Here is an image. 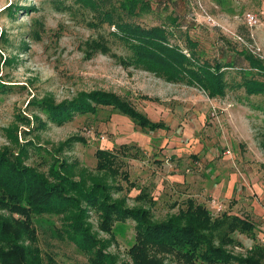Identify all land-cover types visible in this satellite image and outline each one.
I'll return each instance as SVG.
<instances>
[{"label":"rangeland","instance_id":"obj_1","mask_svg":"<svg viewBox=\"0 0 264 264\" xmlns=\"http://www.w3.org/2000/svg\"><path fill=\"white\" fill-rule=\"evenodd\" d=\"M173 1L187 19L264 57V0ZM248 12L259 21L250 24ZM111 30L91 7L72 0H0V87H5L0 91V151L20 153L25 163L49 176L52 166L67 167L87 184L100 179L114 185V198L127 206L149 208L153 220L186 208L190 194L195 196L193 189L180 188L174 179L181 167L178 159L187 154H204L218 145L230 159L227 172H238L244 186H264V95L238 85L240 75L235 71L228 73L233 80L226 94L210 97L197 85L127 64L124 57L130 49ZM96 89L118 93L169 126L144 128L111 106L57 124L31 103L34 98L59 102ZM98 147L116 150L114 167L97 166ZM125 172L130 173L129 180ZM253 195L258 196L255 191ZM214 197L206 196L209 202ZM216 198L223 206L217 210L210 202L215 216L224 208L223 200ZM233 204L227 206L230 213L254 215ZM61 218L55 213L34 218L45 262L90 264L87 252L59 235ZM88 221L95 234L109 242L107 250L118 262L132 260L129 249L136 240L132 218L115 221L110 232L100 227L97 210L89 211ZM261 231L260 226L236 230L231 233L234 241L225 245L245 255L262 242ZM163 256L167 264H185L173 254Z\"/></svg>","mask_w":264,"mask_h":264},{"label":"trees","instance_id":"obj_2","mask_svg":"<svg viewBox=\"0 0 264 264\" xmlns=\"http://www.w3.org/2000/svg\"><path fill=\"white\" fill-rule=\"evenodd\" d=\"M72 1L91 7L100 22L112 26L111 32L130 49L124 57L127 64L152 70L170 81L197 85L210 97L226 94L233 80L228 73L235 71L240 75L238 85L248 93L264 95V57L222 32L187 19L173 0ZM2 90L5 87H0ZM31 103L57 124L111 106L144 128L169 126L112 91H85L59 102L34 98ZM96 155L100 168L114 167L118 158L116 150L109 147H98ZM51 175L25 163L20 153L0 151V208L5 210H0V264H47L37 244L34 223L36 215L45 213L61 214L59 235L87 252L90 264H167L163 254H173L185 264H264L262 243H255L245 255L225 245L234 241V231L254 229L255 222L247 216L227 211L215 216L204 204L190 200L186 208L168 218L153 220L149 208L127 206L114 198V185L105 181L95 179L87 184L74 178L67 167L52 166ZM124 176L130 179L129 172ZM93 209L99 212L100 227L108 232L117 220L132 218L136 222V240L129 249L131 261L118 262L107 250L109 242L92 230L88 215Z\"/></svg>","mask_w":264,"mask_h":264},{"label":"crops","instance_id":"obj_3","mask_svg":"<svg viewBox=\"0 0 264 264\" xmlns=\"http://www.w3.org/2000/svg\"><path fill=\"white\" fill-rule=\"evenodd\" d=\"M229 161L226 152L218 150V145L204 154H187L184 158L178 159L181 167L179 168L180 171L174 173V179L177 181V186L184 189L188 187L187 190L193 189V193L197 196L190 194L187 202L193 200L196 203H202L210 210L211 201L209 202L206 196L212 195L223 200L222 213L226 211L230 213L227 206L232 203L251 210V213L254 214L252 217L248 213L238 214L253 220L255 222L254 228L257 226L262 228V238L260 239L261 243L264 244V222H262L264 220V186H244L240 181L238 172L231 168L232 172L226 171ZM189 166L190 169L187 168ZM254 191L258 196L253 195ZM197 198L200 199L199 202Z\"/></svg>","mask_w":264,"mask_h":264},{"label":"built area","instance_id":"obj_4","mask_svg":"<svg viewBox=\"0 0 264 264\" xmlns=\"http://www.w3.org/2000/svg\"><path fill=\"white\" fill-rule=\"evenodd\" d=\"M247 20H248V22L250 24H255V23H257L259 21V18H258V16L255 13L248 12V14H247ZM227 151L229 152L230 150L228 149ZM211 203L217 208V210H220L222 208V206H223L221 204V202H219L217 200L216 197H214V198L211 199Z\"/></svg>","mask_w":264,"mask_h":264}]
</instances>
